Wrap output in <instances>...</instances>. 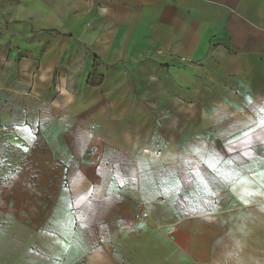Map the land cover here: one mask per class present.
<instances>
[{"label": "crops", "instance_id": "crops-1", "mask_svg": "<svg viewBox=\"0 0 264 264\" xmlns=\"http://www.w3.org/2000/svg\"><path fill=\"white\" fill-rule=\"evenodd\" d=\"M97 2L88 0L87 6ZM101 3L110 34L115 30L132 41L127 52L135 50L142 59L140 71L158 83L164 75L170 78L172 87L153 95L171 96L181 105L179 76L185 73L184 90L194 96L189 107L206 113L198 114L202 123L190 130L187 153L176 120L170 146L156 156L150 139L127 135L112 142L114 150H105L101 163L92 164L72 153L85 148L72 139L65 157L59 154L70 166L74 224L64 244L68 254L57 260L51 251H38L33 263L264 264V0ZM124 55L130 66L132 54ZM179 57L189 63H179ZM61 90L73 99L65 85ZM26 115L32 123L37 114L29 109ZM61 129L58 121L52 130L59 135ZM214 154L223 158L217 167L234 161L238 175L231 183L209 167ZM197 168L213 191L206 197L210 203L193 175Z\"/></svg>", "mask_w": 264, "mask_h": 264}, {"label": "rangeland", "instance_id": "rangeland-1", "mask_svg": "<svg viewBox=\"0 0 264 264\" xmlns=\"http://www.w3.org/2000/svg\"><path fill=\"white\" fill-rule=\"evenodd\" d=\"M87 1L0 0V264H34L38 251H51L57 260L67 256L64 244L74 224L70 166L59 154L65 157L72 139L85 146L72 153L92 164L127 135L150 139L156 156L170 146L176 120L187 153L190 130L202 123L198 114L206 113L189 107L194 96L184 90L185 73L179 76L181 105L171 96H154L160 87H172L170 78L158 83L141 72L142 59L135 50L127 52L132 41L115 30L110 34L101 0L90 6ZM128 53L130 66L123 63ZM63 79L72 100L61 90ZM29 109L37 114L32 123ZM45 116L49 120L41 121ZM58 121L62 134L55 135ZM55 245L62 247L55 251Z\"/></svg>", "mask_w": 264, "mask_h": 264}, {"label": "snow or ice", "instance_id": "snow-or-ice-1", "mask_svg": "<svg viewBox=\"0 0 264 264\" xmlns=\"http://www.w3.org/2000/svg\"><path fill=\"white\" fill-rule=\"evenodd\" d=\"M250 142L251 141L249 140V143ZM25 150H27V149H25ZM230 150H232V149H230ZM195 151L198 152L199 150H195ZM211 159L214 161V163H210L209 167L216 174L217 178L220 181H222L224 184L231 183L234 175H238V173H235L234 169L231 167V165L234 163V161H227L226 164L228 166H226V167H217L216 165L220 164V162L223 160V158L220 157L218 154H214V156ZM193 175L196 177V182L198 184H200L206 190L205 193H204V196H205L204 202L205 203H210V201H208L206 199L207 196H210V195L213 194V191L211 190V187H210L209 183L203 177V175L200 172L199 168H197L194 171ZM261 175L264 176V172H262Z\"/></svg>", "mask_w": 264, "mask_h": 264}, {"label": "built area", "instance_id": "built-area-1", "mask_svg": "<svg viewBox=\"0 0 264 264\" xmlns=\"http://www.w3.org/2000/svg\"><path fill=\"white\" fill-rule=\"evenodd\" d=\"M97 151H98L97 146L92 145V148L90 150L91 156L92 157H95L98 160L99 159V156H96L97 155V153H96Z\"/></svg>", "mask_w": 264, "mask_h": 264}, {"label": "bare ground", "instance_id": "bare-ground-1", "mask_svg": "<svg viewBox=\"0 0 264 264\" xmlns=\"http://www.w3.org/2000/svg\"><path fill=\"white\" fill-rule=\"evenodd\" d=\"M66 91H64V93H65Z\"/></svg>", "mask_w": 264, "mask_h": 264}]
</instances>
